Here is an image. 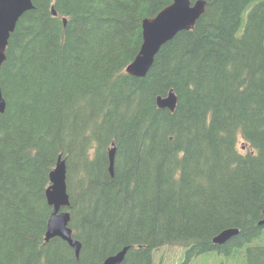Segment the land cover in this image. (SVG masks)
I'll return each instance as SVG.
<instances>
[{
    "label": "trees",
    "instance_id": "obj_1",
    "mask_svg": "<svg viewBox=\"0 0 264 264\" xmlns=\"http://www.w3.org/2000/svg\"><path fill=\"white\" fill-rule=\"evenodd\" d=\"M31 1L0 68V264H99L125 246L120 264H153L167 245L264 264V0H205L141 77L125 69L142 20L172 0ZM170 89L173 110L156 102ZM58 157L77 258L45 241Z\"/></svg>",
    "mask_w": 264,
    "mask_h": 264
},
{
    "label": "water",
    "instance_id": "obj_2",
    "mask_svg": "<svg viewBox=\"0 0 264 264\" xmlns=\"http://www.w3.org/2000/svg\"><path fill=\"white\" fill-rule=\"evenodd\" d=\"M205 0H172L170 4L162 8L155 16L142 20V43L134 59L126 66L125 71L133 76H144L150 68L154 57L160 47L172 39L178 32L189 30L202 14ZM33 8L31 0H0V68L5 61V49L8 38L14 31L18 19L26 11ZM52 15H56L51 7ZM65 22V19H63ZM159 107L173 110L176 105V95L170 89L166 95L156 98ZM6 102L0 88V114L5 110ZM114 148L108 152L109 172L112 175ZM49 186L45 190L46 201L52 207V213L47 221L45 240L52 237H60L73 248L75 257L79 255L81 244L71 236L68 227L69 213L65 210L68 205V194L65 183V162L57 158L54 168L49 173ZM258 225H264V209ZM237 228L229 227L221 230L212 239L214 243L221 244L236 235ZM129 246L123 247L117 253L104 258L100 264H120Z\"/></svg>",
    "mask_w": 264,
    "mask_h": 264
},
{
    "label": "rangeland",
    "instance_id": "obj_3",
    "mask_svg": "<svg viewBox=\"0 0 264 264\" xmlns=\"http://www.w3.org/2000/svg\"><path fill=\"white\" fill-rule=\"evenodd\" d=\"M186 248L177 246H163L152 252L153 264H182L185 258ZM208 258L199 256L193 259L189 264H214L211 259L214 255L209 254Z\"/></svg>",
    "mask_w": 264,
    "mask_h": 264
},
{
    "label": "bare ground",
    "instance_id": "obj_4",
    "mask_svg": "<svg viewBox=\"0 0 264 264\" xmlns=\"http://www.w3.org/2000/svg\"><path fill=\"white\" fill-rule=\"evenodd\" d=\"M160 96V95H159ZM158 97V96H157Z\"/></svg>",
    "mask_w": 264,
    "mask_h": 264
}]
</instances>
